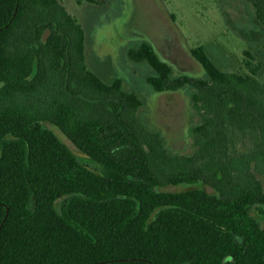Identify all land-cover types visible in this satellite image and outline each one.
I'll return each mask as SVG.
<instances>
[{"label":"trees","instance_id":"trees-1","mask_svg":"<svg viewBox=\"0 0 264 264\" xmlns=\"http://www.w3.org/2000/svg\"><path fill=\"white\" fill-rule=\"evenodd\" d=\"M246 1L264 27V0ZM191 53L208 78L176 75L148 41L128 52L156 92L197 91L196 151L173 154L141 97L89 67L63 0H0V264H264L260 65Z\"/></svg>","mask_w":264,"mask_h":264},{"label":"rangeland","instance_id":"rangeland-1","mask_svg":"<svg viewBox=\"0 0 264 264\" xmlns=\"http://www.w3.org/2000/svg\"><path fill=\"white\" fill-rule=\"evenodd\" d=\"M97 1L63 0L85 28L87 63L104 81L120 78L127 90L141 97L140 119L163 137L173 154L196 151L194 127L201 117L192 99L197 91L187 87L178 92H156L147 81L153 74L151 67L132 61L128 55L131 48L148 41L172 64L176 75L200 78H208V74L191 49L203 47L219 69L231 73H248L247 58L253 66L260 65L257 78L264 83V27L246 0ZM49 126L84 164L98 168L57 127Z\"/></svg>","mask_w":264,"mask_h":264}]
</instances>
